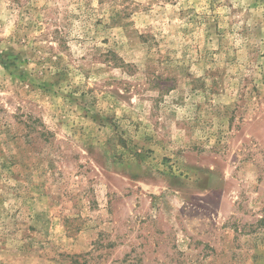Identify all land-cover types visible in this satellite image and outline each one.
Returning a JSON list of instances; mask_svg holds the SVG:
<instances>
[{
	"label": "rangeland",
	"instance_id": "obj_1",
	"mask_svg": "<svg viewBox=\"0 0 264 264\" xmlns=\"http://www.w3.org/2000/svg\"><path fill=\"white\" fill-rule=\"evenodd\" d=\"M0 264H264V0H0Z\"/></svg>",
	"mask_w": 264,
	"mask_h": 264
}]
</instances>
